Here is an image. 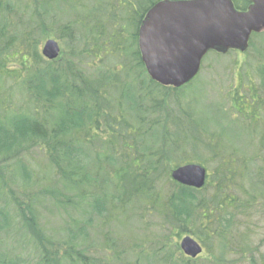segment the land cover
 <instances>
[{
  "label": "trees",
  "instance_id": "1",
  "mask_svg": "<svg viewBox=\"0 0 264 264\" xmlns=\"http://www.w3.org/2000/svg\"><path fill=\"white\" fill-rule=\"evenodd\" d=\"M161 1L0 0V264H264V32L245 53L211 51L228 67L204 61L186 86L164 87L138 46ZM50 37L63 45L54 61L41 52ZM200 87L216 104L200 107ZM227 121L249 144H225ZM193 163L209 173L200 190L171 178ZM83 204L92 216L59 237L49 205ZM125 219L139 224L116 231ZM181 236L204 254L186 257Z\"/></svg>",
  "mask_w": 264,
  "mask_h": 264
},
{
  "label": "water",
  "instance_id": "2",
  "mask_svg": "<svg viewBox=\"0 0 264 264\" xmlns=\"http://www.w3.org/2000/svg\"><path fill=\"white\" fill-rule=\"evenodd\" d=\"M246 11L232 0L161 1L146 14L139 32L138 46L149 77L164 87L182 88L192 82L211 51L245 53L253 34L264 32V0H247ZM42 55L49 61L61 55L57 40H48ZM174 182L194 188L205 187L209 174L200 164H186L171 173ZM183 254L196 259L204 249L191 236L180 242Z\"/></svg>",
  "mask_w": 264,
  "mask_h": 264
},
{
  "label": "rangeland",
  "instance_id": "3",
  "mask_svg": "<svg viewBox=\"0 0 264 264\" xmlns=\"http://www.w3.org/2000/svg\"><path fill=\"white\" fill-rule=\"evenodd\" d=\"M50 39H53V38L50 37L49 39H47L43 43V45L48 40H50ZM54 40H56V39H54ZM258 43L264 49V39H262V41L260 39H258ZM60 45H61V48H62L63 45L61 43H60ZM42 48H43V46H42ZM41 52H42V50H41ZM214 53L215 52L208 53L206 55V58H204V61H208L205 64V67H206L205 69L208 70L209 68H212L213 67V64L210 63L209 61H212L213 63H215L216 64V67L218 69L219 68L222 69L224 67H228L229 66V64H230V59L229 58L226 59V62L225 61H222V59L218 60V58L214 55ZM239 59H243L244 60V56L241 54V56H240ZM11 67H14V65H12ZM245 71H246V69H245ZM227 74H228V72H227ZM243 74H244V72H242V75ZM221 81L223 83H220L219 84L220 85V90H226V88L228 87V83H229V77L227 75H225L223 77V75H222ZM9 86H11L10 83H9ZM223 94L226 95V92L223 93ZM195 95L201 97V100H200V107L201 108H206L208 103H215L216 104V102H217L214 97L209 96V95L206 94V90H205L204 87H200V90H197V92H196ZM14 99H15V96H14ZM213 111L217 115H220L219 110L217 108H215ZM209 114H210V112H209ZM222 124H224V122ZM211 126H215V125L214 124H211ZM226 126L229 129H231V131L228 133V135L225 138V144H227L229 146L231 144H240V145H247V144H249V140H250V138L252 136V133L250 131H247V129L244 128L243 126L233 125L229 121H227ZM36 158L37 159L40 158V160H44V154L43 153L36 152ZM49 206L51 207V209H54L53 211H55L54 215L52 216L54 225H51L50 228L51 229L53 228L57 232V234H58L59 237H67V235H66L67 232H65V229H66L65 227L66 226H68V227L70 226V230H76V228L79 225H82V223H84V219L85 218H88V217L92 216V212H91L90 208L86 207V205H84V204L81 206V208H80V210H79L78 213L77 212H74L72 210H59L58 211L57 209L54 208V206H52V205H49ZM74 218H80L83 221H81L80 224L76 225L72 221V220H74ZM47 220L49 221V220H51V218L50 219H47ZM126 221L127 220L125 219V222H121L122 225H119L118 224L117 225L118 226L117 227L118 229H116V231H120V230L122 231L123 230V232L129 233L134 226H137L139 224L136 219L133 222H131V221L126 222ZM60 224H61V227H60ZM55 231H53V233H55ZM91 232L94 234V232L92 230H91ZM14 235H15L14 244H17V246H19L20 248L25 247V245L28 243V239L25 236L24 232L19 231V232H17ZM184 237L185 236H181L177 240L178 245H179V248H180V242H181V240ZM100 242L101 241H99V243ZM94 246H96V245H93V247Z\"/></svg>",
  "mask_w": 264,
  "mask_h": 264
}]
</instances>
